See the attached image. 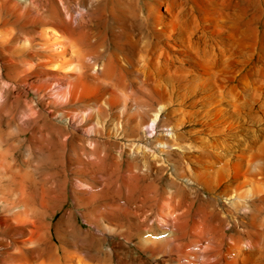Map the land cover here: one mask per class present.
Returning <instances> with one entry per match:
<instances>
[{"label":"bare ground","instance_id":"obj_1","mask_svg":"<svg viewBox=\"0 0 264 264\" xmlns=\"http://www.w3.org/2000/svg\"><path fill=\"white\" fill-rule=\"evenodd\" d=\"M0 53V264H264V0H0Z\"/></svg>","mask_w":264,"mask_h":264},{"label":"rangeland","instance_id":"obj_2","mask_svg":"<svg viewBox=\"0 0 264 264\" xmlns=\"http://www.w3.org/2000/svg\"><path fill=\"white\" fill-rule=\"evenodd\" d=\"M0 55H1V53H0ZM1 58H3V55L0 56V60H1ZM4 71H7V70L6 69H0V100H1L2 95H4L7 92V90H9V88H10V83H9L7 77L5 76V74L3 73ZM31 95H33V94L31 93L29 97H32ZM56 219H57V217L55 219H53L52 223H55ZM76 222L78 225H81L84 230L90 229L91 232L93 230V232H92L93 234L94 233H95V235L97 234L96 236L100 235L99 233H96L97 231H96L95 227L92 226L87 221H85L80 215L76 218ZM53 230H54V228H53ZM110 236H113V235H110Z\"/></svg>","mask_w":264,"mask_h":264}]
</instances>
